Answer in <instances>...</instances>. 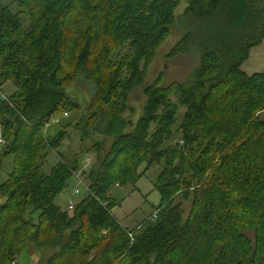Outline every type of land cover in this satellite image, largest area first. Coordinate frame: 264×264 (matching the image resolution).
Here are the masks:
<instances>
[{
  "label": "trees",
  "instance_id": "obj_1",
  "mask_svg": "<svg viewBox=\"0 0 264 264\" xmlns=\"http://www.w3.org/2000/svg\"><path fill=\"white\" fill-rule=\"evenodd\" d=\"M180 1L0 5V163L11 156L0 182V264L28 245L49 252L45 264H264V71L240 70L264 38V0H184L174 15ZM172 26L183 33L166 57L191 53L194 65L183 82L162 85L158 74L143 85ZM76 79L93 88L84 109L66 94ZM138 86L141 115L129 121L126 99ZM170 95L184 112L177 142L165 144L176 115ZM72 111L75 123L58 121L60 130L45 134V121ZM68 128L82 147L86 135L96 137L85 150L94 162L84 169L78 152H56L43 173ZM160 161L153 216L122 227L109 187L134 184ZM77 171L86 191L68 213L53 197Z\"/></svg>",
  "mask_w": 264,
  "mask_h": 264
},
{
  "label": "rangeland",
  "instance_id": "obj_2",
  "mask_svg": "<svg viewBox=\"0 0 264 264\" xmlns=\"http://www.w3.org/2000/svg\"><path fill=\"white\" fill-rule=\"evenodd\" d=\"M0 5H8L11 12L17 10L14 0H0ZM185 7V1L181 0L174 10V15H179ZM182 31L176 26L171 27L169 34L165 37L159 48L156 50V54L151 64L145 69L143 75V85L152 82L154 77L158 74L161 75V84L167 85L171 82H183L188 77L191 68L194 65V58L191 53L182 54L176 57H166V53L171 46L181 37ZM124 53L125 47L116 50L115 53ZM240 70L246 74L251 75L253 73H260L264 71V38L261 42L251 48L248 52L247 59L240 65ZM11 87V85H10ZM141 87L138 86L131 90L126 99L127 108L130 112L125 111L124 116H128L129 121L136 120L141 115V107L144 102V96L141 93ZM4 93L7 94L8 90L5 87L1 88ZM92 85L83 81L82 79H76L73 84L66 89L67 96L84 109L90 101L91 94L93 92ZM169 101L176 106L175 124L172 126L171 131L173 133L172 138L166 141L165 144L177 142L178 134L174 132L176 126L180 121L181 114L184 109L180 107L173 95L169 96ZM83 112V111H82ZM76 113L69 112L66 117L62 115L55 116V120L47 128L45 134L51 136L60 130V126L57 122L64 120L75 123ZM259 118L264 120V113L259 114ZM69 124V125H70ZM71 126V125H70ZM264 129L261 131V133ZM96 137L85 136V146L82 147L79 143V133L71 128L66 129V136L60 142V145L55 149H49L45 158L42 160L40 170L43 173H47L49 167L58 161L56 152H60L63 158H72L73 155H77V162L84 169L87 168V164H91L95 160V154L92 151H85ZM161 161L150 166L144 174L139 177L134 184L129 182L123 185H111L107 191L110 200L114 201V206L111 209V214L118 221V223L127 229L135 227L139 221L153 216L151 212L154 211L155 205L158 203L159 194L152 188L154 179L160 169ZM11 168V156L2 158L0 163V182L5 178L6 174ZM82 168V167H81ZM78 179L71 176L63 189L53 197V203L58 205L61 210H66L70 213L71 208L68 207L69 203L72 205L77 202L82 196L85 195L86 180L77 171L75 173ZM79 181V183H78ZM74 189H77L74 192ZM3 201V197L0 195V203ZM180 202L183 211L187 210V202L183 201L179 194L174 196V202ZM36 212L33 213L35 217ZM244 234L248 238H252V232L250 230H243ZM49 252L41 249L40 251L34 250L30 245L23 248L17 255H15V264H45Z\"/></svg>",
  "mask_w": 264,
  "mask_h": 264
},
{
  "label": "built area",
  "instance_id": "obj_3",
  "mask_svg": "<svg viewBox=\"0 0 264 264\" xmlns=\"http://www.w3.org/2000/svg\"><path fill=\"white\" fill-rule=\"evenodd\" d=\"M3 95V94H2ZM3 97V96H2ZM55 116H53V117H51L50 119H48V121H45L43 124H42V127H43V131L45 132L46 130H47V128L50 126V124L55 120ZM3 142H2V138L0 137V146H1V144H2ZM74 177L76 178V179H78V177H77V175H74ZM78 183H79V181H78ZM77 191V189H74V192H76ZM68 207L69 208H71V204L69 203V205H68ZM129 235V234H128ZM10 264H15V260H12L11 262H10Z\"/></svg>",
  "mask_w": 264,
  "mask_h": 264
},
{
  "label": "crops",
  "instance_id": "obj_4",
  "mask_svg": "<svg viewBox=\"0 0 264 264\" xmlns=\"http://www.w3.org/2000/svg\"><path fill=\"white\" fill-rule=\"evenodd\" d=\"M10 85L11 84L6 83V84H3V86H2V87L7 88V90H8L7 94H10L13 91V86L11 85V87H10Z\"/></svg>",
  "mask_w": 264,
  "mask_h": 264
}]
</instances>
